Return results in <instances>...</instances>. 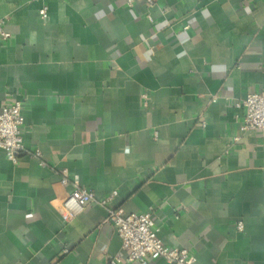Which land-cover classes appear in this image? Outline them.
<instances>
[{
	"label": "crops",
	"instance_id": "0c3cea01",
	"mask_svg": "<svg viewBox=\"0 0 264 264\" xmlns=\"http://www.w3.org/2000/svg\"><path fill=\"white\" fill-rule=\"evenodd\" d=\"M252 90L264 0H0V111L22 99L41 151L0 146V264H139L105 206L63 213L65 173L152 211L197 264H264V131L236 105Z\"/></svg>",
	"mask_w": 264,
	"mask_h": 264
},
{
	"label": "built area",
	"instance_id": "2783aa9c",
	"mask_svg": "<svg viewBox=\"0 0 264 264\" xmlns=\"http://www.w3.org/2000/svg\"><path fill=\"white\" fill-rule=\"evenodd\" d=\"M153 6L159 0H145ZM132 4L133 0H128ZM43 17L47 16V7L41 9ZM152 18V17H151ZM3 37L10 34L2 32ZM237 107H244L245 129H260L264 131V90H252L236 103ZM24 102L15 99L11 103H4L0 111V146L3 147L9 159L18 161L20 153L29 152L40 158L41 151L35 149L28 151L24 144L23 115ZM202 123L205 124L204 118ZM63 184L72 183L73 188L61 201L60 208L71 219L80 213L86 206L98 203L107 208V221L112 223L122 239V249L128 253V258L139 264H151L150 259L164 258L174 264H197L196 257L186 248L171 247L163 243L158 234V228L150 210L143 212L124 213L120 209L109 206L110 201L116 195V191L110 195L98 198L91 190L81 185L80 177H70L65 173L61 177ZM239 229H243L242 221L238 223ZM68 251V249H67ZM121 260L117 256L114 263Z\"/></svg>",
	"mask_w": 264,
	"mask_h": 264
}]
</instances>
